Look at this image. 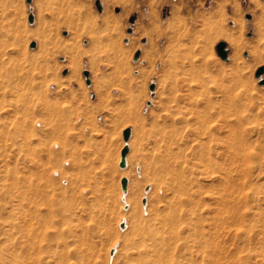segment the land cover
I'll list each match as a JSON object with an SVG mask.
<instances>
[{
	"label": "rangeland",
	"instance_id": "obj_1",
	"mask_svg": "<svg viewBox=\"0 0 264 264\" xmlns=\"http://www.w3.org/2000/svg\"><path fill=\"white\" fill-rule=\"evenodd\" d=\"M31 2L0 0V264H264V0Z\"/></svg>",
	"mask_w": 264,
	"mask_h": 264
},
{
	"label": "water",
	"instance_id": "obj_2",
	"mask_svg": "<svg viewBox=\"0 0 264 264\" xmlns=\"http://www.w3.org/2000/svg\"><path fill=\"white\" fill-rule=\"evenodd\" d=\"M31 1L32 0H26V2H28L29 4L32 3ZM97 5H98V10L99 11L102 10V7H101L100 3H98ZM29 21H30V23H33L34 22V16L32 14L29 15ZM30 45H31V48H36L37 47V45H36L35 42H32ZM225 47H226L225 44H222L218 48V53L220 54V56L222 57L223 60H227L228 59V53H227V50H226ZM263 70L264 69H262V71L260 72V74L263 72ZM260 74L258 76H260ZM84 75H85V78H86L87 85H90L91 84L90 72L87 71V72H85ZM263 83H264V81H263ZM154 89H155V87L153 85L151 87V90H154ZM131 132H132L131 129H127V130L124 131L123 136H124V140L125 141H128L129 140V138L131 136ZM127 154H128V147L124 148L122 150V152H121L122 161L120 163V166L122 168H124L126 166V158H127L126 155ZM127 184H128V180L126 178H123L121 180V185L123 186V189L124 190H126L128 188Z\"/></svg>",
	"mask_w": 264,
	"mask_h": 264
},
{
	"label": "bare ground",
	"instance_id": "obj_3",
	"mask_svg": "<svg viewBox=\"0 0 264 264\" xmlns=\"http://www.w3.org/2000/svg\"><path fill=\"white\" fill-rule=\"evenodd\" d=\"M127 190V189H126ZM126 190H124V193H126Z\"/></svg>",
	"mask_w": 264,
	"mask_h": 264
}]
</instances>
